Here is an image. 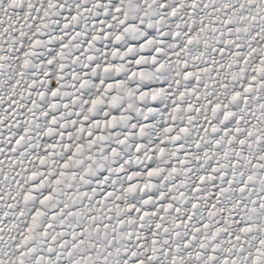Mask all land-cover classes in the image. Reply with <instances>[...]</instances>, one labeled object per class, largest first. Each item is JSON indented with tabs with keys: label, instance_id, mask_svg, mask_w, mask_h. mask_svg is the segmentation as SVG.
Listing matches in <instances>:
<instances>
[{
	"label": "snow or ice",
	"instance_id": "6c2138e0",
	"mask_svg": "<svg viewBox=\"0 0 264 264\" xmlns=\"http://www.w3.org/2000/svg\"><path fill=\"white\" fill-rule=\"evenodd\" d=\"M0 264H264V0H0Z\"/></svg>",
	"mask_w": 264,
	"mask_h": 264
}]
</instances>
